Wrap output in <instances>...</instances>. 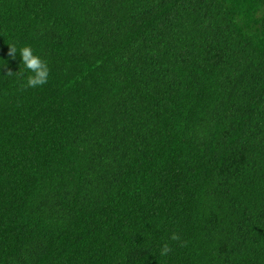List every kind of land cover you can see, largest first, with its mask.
Here are the masks:
<instances>
[{
  "label": "trees",
  "instance_id": "16d2710c",
  "mask_svg": "<svg viewBox=\"0 0 264 264\" xmlns=\"http://www.w3.org/2000/svg\"><path fill=\"white\" fill-rule=\"evenodd\" d=\"M0 264H264V0H0Z\"/></svg>",
  "mask_w": 264,
  "mask_h": 264
},
{
  "label": "clouds",
  "instance_id": "9594fccd",
  "mask_svg": "<svg viewBox=\"0 0 264 264\" xmlns=\"http://www.w3.org/2000/svg\"><path fill=\"white\" fill-rule=\"evenodd\" d=\"M8 49L9 57L15 59L17 55L16 46L12 45ZM19 59L25 69V72L21 73L24 77V87L38 88L47 83L49 77L48 65L40 56L34 54L33 49L30 46H24L19 49ZM172 238L177 239L175 236ZM168 251V246L164 245L162 248V254H166Z\"/></svg>",
  "mask_w": 264,
  "mask_h": 264
}]
</instances>
